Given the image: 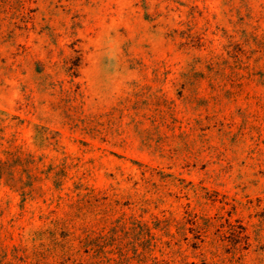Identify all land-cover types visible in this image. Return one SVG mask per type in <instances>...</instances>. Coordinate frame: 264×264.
<instances>
[{"label": "rangeland", "instance_id": "1", "mask_svg": "<svg viewBox=\"0 0 264 264\" xmlns=\"http://www.w3.org/2000/svg\"><path fill=\"white\" fill-rule=\"evenodd\" d=\"M0 264H264V0H0Z\"/></svg>", "mask_w": 264, "mask_h": 264}]
</instances>
